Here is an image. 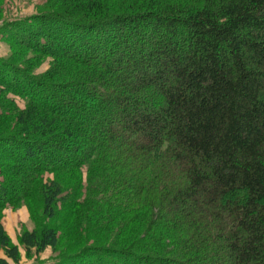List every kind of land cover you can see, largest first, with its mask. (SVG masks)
<instances>
[{"label": "trees", "instance_id": "1", "mask_svg": "<svg viewBox=\"0 0 264 264\" xmlns=\"http://www.w3.org/2000/svg\"><path fill=\"white\" fill-rule=\"evenodd\" d=\"M50 3L0 24V211L39 197L122 235L52 264H264V0ZM20 244L56 250L57 227ZM0 252L19 262L1 225Z\"/></svg>", "mask_w": 264, "mask_h": 264}, {"label": "rangeland", "instance_id": "2", "mask_svg": "<svg viewBox=\"0 0 264 264\" xmlns=\"http://www.w3.org/2000/svg\"><path fill=\"white\" fill-rule=\"evenodd\" d=\"M52 1V0H51ZM50 0H0V24L13 20L18 17L28 16L37 12L50 8ZM79 12V11H78ZM82 14V13H79ZM26 54L22 55V59H19L27 67L33 70V73H45L49 71L52 66V58L44 55H36L31 51H25ZM13 54V51H9L8 46L0 42V56L5 59H9ZM11 80V79H9ZM16 103L20 107H23V100L15 97ZM4 119V120H3ZM4 125H10V129L15 130V119L12 116H8L1 119ZM11 132H13L11 130ZM55 177L52 173L42 174V181L48 182ZM3 179L0 176V181ZM73 185L67 186L65 190H71ZM67 191V192H68ZM62 210L61 204H58V213ZM56 213V212H55ZM56 213L54 219L50 220L44 213L41 206L40 198H31L22 200L17 204L8 206L0 211V225L2 226L5 234L9 238L10 244L17 247L19 262L17 264H52L54 260L59 259V254L66 248L72 246L76 240H79V236L85 237L90 241H95L98 236H101L104 240L111 241L112 238H121L122 235L115 233L101 234L104 231H99L97 235L93 232L96 227L95 224L87 223L85 219L78 221V227L73 228L71 224L66 223L65 217H59ZM103 216V215H101ZM79 219V218H78ZM108 221L107 218L103 219ZM45 225H54L57 227L58 246L56 250L46 248L44 251L37 253L35 249H32L29 256L26 254V250L20 244V236L24 231L31 232L33 230H40ZM94 226V227H93ZM112 228V226H109ZM115 231L114 229H112ZM99 237V239H102ZM0 256H4L0 252ZM7 264H16L7 259Z\"/></svg>", "mask_w": 264, "mask_h": 264}]
</instances>
